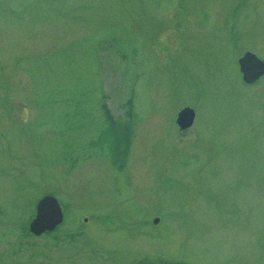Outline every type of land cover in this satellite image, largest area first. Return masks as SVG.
I'll return each mask as SVG.
<instances>
[{"label": "rangeland", "instance_id": "obj_1", "mask_svg": "<svg viewBox=\"0 0 264 264\" xmlns=\"http://www.w3.org/2000/svg\"><path fill=\"white\" fill-rule=\"evenodd\" d=\"M245 50L264 59V0H0V264H264ZM46 194L65 218L36 236Z\"/></svg>", "mask_w": 264, "mask_h": 264}, {"label": "water", "instance_id": "obj_2", "mask_svg": "<svg viewBox=\"0 0 264 264\" xmlns=\"http://www.w3.org/2000/svg\"><path fill=\"white\" fill-rule=\"evenodd\" d=\"M243 79L248 83L257 81L264 75V60L252 51H247L239 58ZM196 116L195 109L186 106L177 114L178 125L185 129L191 126ZM64 219V213L59 200L53 195H45L37 204L36 216L30 223V230L41 235L45 231L55 229ZM159 218H156V222Z\"/></svg>", "mask_w": 264, "mask_h": 264}, {"label": "trees", "instance_id": "obj_3", "mask_svg": "<svg viewBox=\"0 0 264 264\" xmlns=\"http://www.w3.org/2000/svg\"><path fill=\"white\" fill-rule=\"evenodd\" d=\"M111 120H113V141L111 144V152L113 158L116 162V156L118 154L122 155L124 159H127L130 153V146L132 143V128H131V112L128 110L126 115L128 119L119 117V119H114L112 114L109 113Z\"/></svg>", "mask_w": 264, "mask_h": 264}]
</instances>
